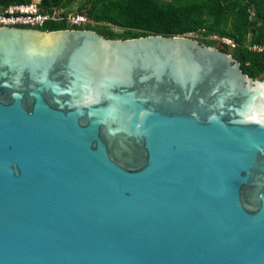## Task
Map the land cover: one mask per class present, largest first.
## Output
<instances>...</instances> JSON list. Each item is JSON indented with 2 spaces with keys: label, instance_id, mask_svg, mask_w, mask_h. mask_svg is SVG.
I'll use <instances>...</instances> for the list:
<instances>
[{
  "label": "water",
  "instance_id": "1",
  "mask_svg": "<svg viewBox=\"0 0 264 264\" xmlns=\"http://www.w3.org/2000/svg\"><path fill=\"white\" fill-rule=\"evenodd\" d=\"M0 264H264V81L193 36L0 27Z\"/></svg>",
  "mask_w": 264,
  "mask_h": 264
},
{
  "label": "trees",
  "instance_id": "2",
  "mask_svg": "<svg viewBox=\"0 0 264 264\" xmlns=\"http://www.w3.org/2000/svg\"><path fill=\"white\" fill-rule=\"evenodd\" d=\"M5 5L30 4L33 0H0ZM43 12L55 8L86 16L90 23L71 27L66 21L50 22L40 32L63 30L95 31L107 39L129 40L163 35L195 36L237 58L244 72L255 81H264V0H41ZM228 37L236 48L213 37Z\"/></svg>",
  "mask_w": 264,
  "mask_h": 264
},
{
  "label": "built area",
  "instance_id": "3",
  "mask_svg": "<svg viewBox=\"0 0 264 264\" xmlns=\"http://www.w3.org/2000/svg\"><path fill=\"white\" fill-rule=\"evenodd\" d=\"M66 21L71 27H81L90 23V20L82 14L65 15V10L55 8L53 13L41 10L40 2L33 0L30 4H9L0 2V27L4 28H43L50 22ZM195 37V36H193ZM196 38V37H195ZM224 45L236 48L235 40L228 37H213ZM256 52L264 53V48L254 47Z\"/></svg>",
  "mask_w": 264,
  "mask_h": 264
},
{
  "label": "crops",
  "instance_id": "4",
  "mask_svg": "<svg viewBox=\"0 0 264 264\" xmlns=\"http://www.w3.org/2000/svg\"><path fill=\"white\" fill-rule=\"evenodd\" d=\"M36 1H39V2H41V0H36Z\"/></svg>",
  "mask_w": 264,
  "mask_h": 264
},
{
  "label": "rangeland",
  "instance_id": "5",
  "mask_svg": "<svg viewBox=\"0 0 264 264\" xmlns=\"http://www.w3.org/2000/svg\"><path fill=\"white\" fill-rule=\"evenodd\" d=\"M36 1V0H35Z\"/></svg>",
  "mask_w": 264,
  "mask_h": 264
}]
</instances>
